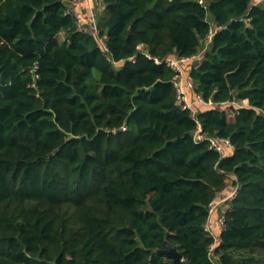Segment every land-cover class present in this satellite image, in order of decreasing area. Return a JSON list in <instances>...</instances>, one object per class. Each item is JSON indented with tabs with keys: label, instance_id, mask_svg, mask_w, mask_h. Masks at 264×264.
I'll use <instances>...</instances> for the list:
<instances>
[{
	"label": "trees",
	"instance_id": "trees-1",
	"mask_svg": "<svg viewBox=\"0 0 264 264\" xmlns=\"http://www.w3.org/2000/svg\"><path fill=\"white\" fill-rule=\"evenodd\" d=\"M71 1L0 0V264H264V5L103 0L96 36ZM202 47L194 117L165 60Z\"/></svg>",
	"mask_w": 264,
	"mask_h": 264
},
{
	"label": "built area",
	"instance_id": "built-area-1",
	"mask_svg": "<svg viewBox=\"0 0 264 264\" xmlns=\"http://www.w3.org/2000/svg\"><path fill=\"white\" fill-rule=\"evenodd\" d=\"M102 2L103 0H72L68 4L67 14H71L75 18L78 25V29L80 31H85L89 34H94L98 36L100 31L98 28L97 19L95 15H93V9H94L93 6L95 3L102 4ZM84 8H86L87 11H90L91 24L89 28L85 27L84 25L85 16L82 13V10ZM101 43L103 47L107 50L106 40L105 39L101 40ZM202 54L193 56L192 58L175 57V58H168L167 60H165L166 64L177 73L174 81V86L176 89V96L178 103L181 104L184 109L190 110L194 117H196V115L198 114L200 105H209V103L206 102L203 96L195 93H194L195 95L194 101L190 100L188 89H193L194 91L196 87L194 81L191 79L189 75H187L188 77L186 81L184 80V76L186 74L184 66L192 61H194L195 64L200 63ZM157 63H161V60H157ZM195 140L198 142L207 141L209 144V148L211 150L218 152L222 156L226 155L230 150L234 149V146L230 141V139L220 138V137H207L202 133L201 126H199V128L195 131ZM238 189H239L238 185H232L231 187H229L228 185L223 191L219 193V198L220 196H223L226 192L227 194H225L221 200L217 198L210 205L211 217L218 209H222L221 208L222 204L226 203L225 205H227L226 209H223L221 215L219 216L216 222V225L220 229V231L223 230V228L225 227L226 210L229 207L230 203L235 199ZM211 226H212V222L208 221L206 225V229L209 232H211V234H213L214 230L212 229ZM218 240L220 239H216V242ZM214 248H215V244L211 247L212 253L214 252Z\"/></svg>",
	"mask_w": 264,
	"mask_h": 264
},
{
	"label": "rangeland",
	"instance_id": "rangeland-1",
	"mask_svg": "<svg viewBox=\"0 0 264 264\" xmlns=\"http://www.w3.org/2000/svg\"><path fill=\"white\" fill-rule=\"evenodd\" d=\"M207 0H204V2H206ZM262 3V5H264L263 3H264V0L261 2ZM95 6H93L94 7V9H93V15H95V17H96V19H97V16L99 15V13L101 14V13H103V11H104V7H103V3L102 4H100V3H96V4H94ZM82 13H84L83 15L85 16V20H84V25H85V27H87V28H89L90 27V24H91V19H90V11H85V9H83L82 10ZM105 13V12H104ZM103 13V14H104ZM60 40H63V38H64V35H60ZM206 44H204V46H205ZM203 46V47H204ZM207 46V45H206ZM205 46V47H206ZM203 47L200 49V54H202L203 53ZM143 47H141V49H142ZM189 67H190V65L189 64H187V65H185L184 66V68H185V71H186V74H185V76H184V80L186 81V79H187V75H188V69H189ZM188 94H189V98H190V100L191 101H194V97H195V95H194V91H193V89H188ZM242 105H247V102H244V103H242ZM198 108V107H197ZM229 120H233V116L232 115H229ZM232 182H233V180H232V178H228L227 179V183H228V185H229V187H231L232 186ZM225 194H227V192L225 193ZM224 194V195H225ZM224 195L223 196H220V200L224 197ZM226 203H224V204H222V206H221V208L222 209H218L215 213H214V215L211 217V220H209L210 222H212V229L214 230L215 229V227H216V231L214 230L213 231V235H214V237L216 238V239H219L220 237H219V233H220V229L217 227V225H216V222H217V219L219 218V216L221 215V213H222V211H223V209H226V206L227 205H225ZM215 218V219H214Z\"/></svg>",
	"mask_w": 264,
	"mask_h": 264
},
{
	"label": "water",
	"instance_id": "water-1",
	"mask_svg": "<svg viewBox=\"0 0 264 264\" xmlns=\"http://www.w3.org/2000/svg\"><path fill=\"white\" fill-rule=\"evenodd\" d=\"M159 255L167 256L168 258L174 260H182L183 256L175 248L171 247L169 244H166L165 249L158 251Z\"/></svg>",
	"mask_w": 264,
	"mask_h": 264
},
{
	"label": "crops",
	"instance_id": "crops-1",
	"mask_svg": "<svg viewBox=\"0 0 264 264\" xmlns=\"http://www.w3.org/2000/svg\"><path fill=\"white\" fill-rule=\"evenodd\" d=\"M263 0H254V2H255V4H259V3H261ZM96 4V3H95ZM95 6V5H94ZM85 9V11H87V9L86 8H84ZM64 39V38H63ZM215 219V218H214ZM216 228V227H215Z\"/></svg>",
	"mask_w": 264,
	"mask_h": 264
}]
</instances>
